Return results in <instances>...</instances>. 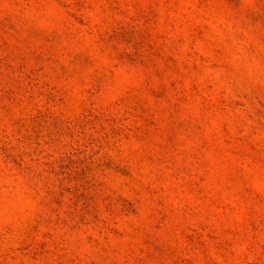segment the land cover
I'll return each instance as SVG.
<instances>
[{"label":"rangeland","instance_id":"1","mask_svg":"<svg viewBox=\"0 0 264 264\" xmlns=\"http://www.w3.org/2000/svg\"><path fill=\"white\" fill-rule=\"evenodd\" d=\"M0 264H264V0H0Z\"/></svg>","mask_w":264,"mask_h":264}]
</instances>
